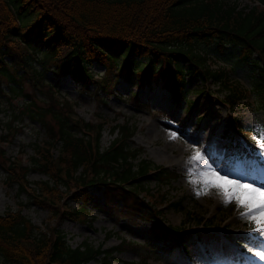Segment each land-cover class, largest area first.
I'll list each match as a JSON object with an SVG mask.
<instances>
[{
	"label": "trees",
	"instance_id": "trees-1",
	"mask_svg": "<svg viewBox=\"0 0 264 264\" xmlns=\"http://www.w3.org/2000/svg\"><path fill=\"white\" fill-rule=\"evenodd\" d=\"M260 1L239 6L228 0H0V91L6 90L7 82L8 89L27 93L22 111L38 118L48 134L43 144H36L32 162L5 156L1 144L0 162L20 190L29 191L31 201L47 206L60 220L42 229L23 212L24 203L0 211V264H158L146 253L139 259L115 262L116 251L140 245L127 236L110 245L88 238L75 245L68 240L60 226L63 218L92 221L89 202L98 194L108 202L113 192L122 197L127 209L159 223L162 208L146 196L148 178L153 174L167 179L179 172L144 156L143 145L131 143L137 125L128 119L113 124L117 132L102 147L105 120L94 122L75 113L74 102L59 96L56 83L45 74L68 73L82 85L93 81L96 90L107 93H113L119 77L145 84L160 80L179 101L190 99V108L196 99L189 98L187 83L199 76L203 82L213 79L225 86L224 100L232 106L247 95V89L222 64L214 65L200 42H216L220 48L227 43L236 46L241 58L258 64L264 82V0ZM95 62L106 65L102 75L92 72L90 65ZM26 80L43 89V102L36 100L35 91L24 89ZM261 95L264 100V86ZM8 124L14 131L0 134V142L18 129L12 120ZM253 137L247 130L241 133L251 150L256 147ZM58 140L61 144L55 154L52 148ZM32 167L48 173L47 178L35 180V186L28 177ZM71 196L80 200L77 206L67 200ZM163 225L174 238L150 247L167 256L192 254L191 241L179 232L180 225Z\"/></svg>",
	"mask_w": 264,
	"mask_h": 264
},
{
	"label": "rangeland",
	"instance_id": "rangeland-1",
	"mask_svg": "<svg viewBox=\"0 0 264 264\" xmlns=\"http://www.w3.org/2000/svg\"><path fill=\"white\" fill-rule=\"evenodd\" d=\"M228 1H237L239 6L261 4L260 0ZM200 46L208 49L214 65L222 64L233 80H240L246 87L247 95L234 105L231 106L224 100L227 92L225 86L213 79L203 82L199 76H192L187 83L190 87L189 98L196 99L194 106L190 108V99L182 98L179 101L160 80L145 84L135 78L119 77L114 83L113 93H107L103 89L96 90L93 81L84 86L68 73L57 77L50 71L46 72L45 75L56 83L58 95L67 96L74 102L75 113L94 122L105 120L102 127V147L107 146L117 132L116 129L113 130V124L128 119L137 125L136 132L130 137L131 143L143 145L144 156L179 172L167 179L159 180L153 174L148 178L147 185L150 189L146 196L152 197L155 206L162 208L159 223H153L154 217L127 209L122 197L113 196V192L110 193L108 202L102 194H98L89 202L90 214L94 215L92 221L67 216L60 223L72 244L88 238L94 243L104 240L105 245H110L119 242L121 236L140 243L136 247L116 251L114 261L117 263L139 259L142 253H146L158 264H262L246 250L249 245H253L255 250L256 246L250 237L256 234L249 232V224L240 218L241 213L236 204L222 203V194H217L216 189L207 183H204V191L209 194L197 196V185L189 182V171L193 166L188 163L193 152L200 151L209 154L210 162H215L214 167L222 170L221 174L228 173L224 170L228 162L232 163L228 167L249 163L254 171L257 168L264 170V156L259 154L258 149L254 153L248 151L244 140H241L242 131L249 130L255 136L264 128L262 74L258 64L241 58L239 49L230 43L220 48L216 42L203 41ZM90 68L94 75L99 76L105 72L106 65L95 62ZM3 85L6 90L0 91V134H8L13 130L8 124L10 120L18 129L13 135H7L6 140H1L0 144L5 148V156H18L25 162H32L36 144H43L48 138L46 127L38 118L32 117L29 111H22V104L29 97L27 93L8 89L7 82ZM24 89L35 91L36 100L43 102L45 92L39 86L26 80ZM15 112L18 115L15 116ZM237 120L240 121V126ZM172 133H176L178 138L171 139ZM60 144L58 140L52 148L55 154L58 153ZM257 173L262 177V174ZM228 174L240 180L254 179L250 171ZM207 175L212 179L217 178L214 172ZM28 177L30 184L35 186V180L47 178L48 173L32 167ZM195 179L200 181L202 178ZM18 184L9 178L6 165L0 162V211L17 209L24 203L21 207L23 212L42 229L59 223L60 220L52 215L50 208L31 201L29 191L20 190ZM159 194H163L164 198L159 200ZM67 200L74 206L80 201L72 196ZM176 200H180L179 203ZM200 216H203L202 219ZM168 223L180 225L179 232H184L191 241L192 254L174 253L167 256L154 250V246L150 247L151 244L160 245L167 237L174 238V233L168 232L163 225ZM207 229L211 233L204 236ZM109 230L113 233L108 236ZM91 262H96V259Z\"/></svg>",
	"mask_w": 264,
	"mask_h": 264
},
{
	"label": "snow or ice",
	"instance_id": "snow-or-ice-1",
	"mask_svg": "<svg viewBox=\"0 0 264 264\" xmlns=\"http://www.w3.org/2000/svg\"><path fill=\"white\" fill-rule=\"evenodd\" d=\"M171 139H177L176 133L171 134ZM261 156H264V128H261L253 137ZM212 149H210V152ZM188 163L193 166L189 171V182L197 185L196 195H208L204 191V183L216 189L217 194H222V203L225 205L236 204L240 210V218L249 224V232L255 233L253 245L247 247L252 255L264 264V183H257L253 180H240L230 177L228 173L221 174L222 170L214 167V161L210 162L209 154L194 151L188 158ZM209 172L216 173V179L208 177ZM195 177L202 178L197 181Z\"/></svg>",
	"mask_w": 264,
	"mask_h": 264
},
{
	"label": "bare ground",
	"instance_id": "bare-ground-1",
	"mask_svg": "<svg viewBox=\"0 0 264 264\" xmlns=\"http://www.w3.org/2000/svg\"><path fill=\"white\" fill-rule=\"evenodd\" d=\"M232 164L231 162H228L227 164L229 165ZM244 163H242L240 166L238 165L237 167H233L232 165L230 167H228V165L225 167L224 170H226L228 173H230L231 175H236L239 173H245L246 171H250V175H252V177L256 180L257 183H264V170L257 168L255 169V171L249 166V163H247L246 165H243ZM252 166V165H251ZM221 169V168H220ZM257 171L262 174V177L257 173ZM246 176V175H245ZM247 178V177H246ZM250 178V177H249Z\"/></svg>",
	"mask_w": 264,
	"mask_h": 264
}]
</instances>
